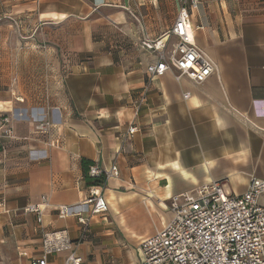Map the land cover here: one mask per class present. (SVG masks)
<instances>
[{"label":"crops","instance_id":"0c3cea01","mask_svg":"<svg viewBox=\"0 0 264 264\" xmlns=\"http://www.w3.org/2000/svg\"><path fill=\"white\" fill-rule=\"evenodd\" d=\"M178 9L179 0H0V119L15 134L0 149L2 264H30L43 234L61 231L72 248L49 264L73 251L82 264H142L140 245L170 221L172 196L213 181L240 195L252 176L264 180V0H201L189 11L202 27L195 41L217 73L202 84L172 72L150 81L158 56L142 48L141 28L171 52ZM83 160L119 168L101 188L106 213L89 216ZM43 198L39 224L23 210ZM60 206L91 217L88 232Z\"/></svg>","mask_w":264,"mask_h":264},{"label":"built area","instance_id":"2783aa9c","mask_svg":"<svg viewBox=\"0 0 264 264\" xmlns=\"http://www.w3.org/2000/svg\"><path fill=\"white\" fill-rule=\"evenodd\" d=\"M201 0H179V9L175 24L168 35L177 38L171 52L167 53V44L162 39H151L142 27L141 46L156 52L158 60L147 67L150 81L174 73L176 81L183 78L202 84L217 73L216 62L198 47L190 10H195ZM190 94L184 95L189 98ZM50 123L40 124L38 130H46ZM138 129L132 126L128 130L130 140ZM15 139L12 119L8 116L0 119V149L6 148V142ZM92 178L104 177L105 183L89 188V197L84 204H91L89 216L108 211L107 202L101 192L106 182L119 177V168L112 165L102 169L97 164L90 168ZM48 202L43 198L40 204L27 206L23 212L34 215L42 223ZM4 204L0 203V208ZM170 221L152 237L140 245L142 264H264V180L252 176L246 191L240 195L225 190L221 181H213L200 188L196 193L185 192L170 198ZM60 218L75 216L84 233L88 232L91 217L83 212H73L70 206H60ZM43 254L31 260L30 264H49L53 254L71 250L72 243L65 231L43 234ZM0 264L2 260L0 258ZM63 264H82V258L71 252Z\"/></svg>","mask_w":264,"mask_h":264},{"label":"trees","instance_id":"16d2710c","mask_svg":"<svg viewBox=\"0 0 264 264\" xmlns=\"http://www.w3.org/2000/svg\"><path fill=\"white\" fill-rule=\"evenodd\" d=\"M95 165V163H92L87 160L82 161V171H83V177L86 183V186L88 188L91 187H99L102 186L105 183L104 177L101 178H92L89 174L90 168Z\"/></svg>","mask_w":264,"mask_h":264}]
</instances>
